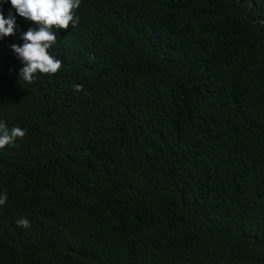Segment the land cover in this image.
I'll return each instance as SVG.
<instances>
[{"label": "trees", "instance_id": "obj_1", "mask_svg": "<svg viewBox=\"0 0 264 264\" xmlns=\"http://www.w3.org/2000/svg\"><path fill=\"white\" fill-rule=\"evenodd\" d=\"M0 11V264H264V0H81L31 83Z\"/></svg>", "mask_w": 264, "mask_h": 264}, {"label": "clouds", "instance_id": "obj_2", "mask_svg": "<svg viewBox=\"0 0 264 264\" xmlns=\"http://www.w3.org/2000/svg\"><path fill=\"white\" fill-rule=\"evenodd\" d=\"M16 13L36 24V28H28L22 33L23 44H12V51L22 61L23 67L19 70L18 78L31 83L37 73L55 74L62 67V60L50 54L49 49L57 43L56 29L66 30L69 25L75 26L78 17L74 10L77 9L81 0H8ZM15 16L9 12L5 18L0 11V38L14 35ZM76 91H82V86L74 85ZM26 136V130L18 126L9 128L0 121V149L6 145H14L17 139ZM7 201V193H0V206ZM17 226L29 228L30 221L20 218L16 221Z\"/></svg>", "mask_w": 264, "mask_h": 264}]
</instances>
